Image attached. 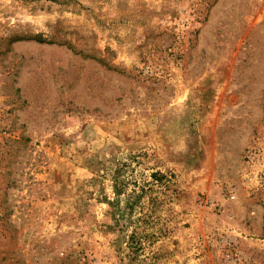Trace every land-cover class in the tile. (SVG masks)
<instances>
[{
  "label": "rangeland",
  "instance_id": "374dc122",
  "mask_svg": "<svg viewBox=\"0 0 264 264\" xmlns=\"http://www.w3.org/2000/svg\"><path fill=\"white\" fill-rule=\"evenodd\" d=\"M0 264H264V0H0Z\"/></svg>",
  "mask_w": 264,
  "mask_h": 264
},
{
  "label": "trees",
  "instance_id": "16d2710c",
  "mask_svg": "<svg viewBox=\"0 0 264 264\" xmlns=\"http://www.w3.org/2000/svg\"><path fill=\"white\" fill-rule=\"evenodd\" d=\"M121 174L122 171L120 168H118L114 174V191L116 199L114 202L109 203L115 208L122 207L121 204L124 203V209H129L131 211H133L136 206L145 207V203L147 204V202H145V198H149V194L151 192L164 193L165 190L170 189L172 182L168 175L161 172H155L151 174L152 181L145 182L142 186L137 188V190H133L131 193L126 195L127 192ZM123 195L125 196V200H122ZM156 200L153 201L154 203L152 207L157 205ZM136 234L137 233L135 232V234L132 236L133 239L135 238L134 236ZM146 235L147 233L143 231L142 236L145 237Z\"/></svg>",
  "mask_w": 264,
  "mask_h": 264
}]
</instances>
